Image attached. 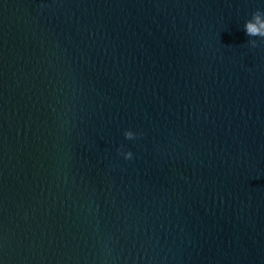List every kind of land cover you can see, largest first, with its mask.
<instances>
[{
	"label": "water",
	"instance_id": "1",
	"mask_svg": "<svg viewBox=\"0 0 264 264\" xmlns=\"http://www.w3.org/2000/svg\"><path fill=\"white\" fill-rule=\"evenodd\" d=\"M257 11L0 0V264H264Z\"/></svg>",
	"mask_w": 264,
	"mask_h": 264
},
{
	"label": "clouds",
	"instance_id": "2",
	"mask_svg": "<svg viewBox=\"0 0 264 264\" xmlns=\"http://www.w3.org/2000/svg\"><path fill=\"white\" fill-rule=\"evenodd\" d=\"M262 18H264V13H261L257 11L253 14L252 18L250 20H247L244 25V31L245 34L248 36L252 35H264V25H261L260 27L254 26V22H259ZM251 47H258L255 41H250ZM142 133L132 129V128H126L123 131V136L125 140L128 141H135L137 140ZM117 152L119 155L123 157L125 160H132L134 158V152L129 148L125 149L124 145H120L117 148Z\"/></svg>",
	"mask_w": 264,
	"mask_h": 264
}]
</instances>
